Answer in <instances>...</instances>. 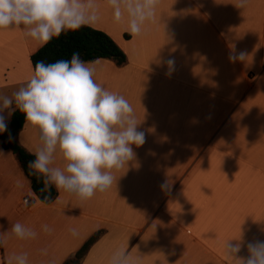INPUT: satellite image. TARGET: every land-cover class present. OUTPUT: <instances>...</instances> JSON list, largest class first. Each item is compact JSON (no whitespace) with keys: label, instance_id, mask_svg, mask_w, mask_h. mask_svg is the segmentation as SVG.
<instances>
[{"label":"crops","instance_id":"0c3cea01","mask_svg":"<svg viewBox=\"0 0 264 264\" xmlns=\"http://www.w3.org/2000/svg\"><path fill=\"white\" fill-rule=\"evenodd\" d=\"M238 2L161 0L134 36L126 17L97 0L91 27L127 61L96 60V80L130 102L145 143L107 191L86 201L61 191L43 204L0 140V233L18 221L38 233L9 236L0 264L21 253L29 264H110L122 248L134 264H240L227 241L242 229L239 256L247 242L264 241V0ZM41 48L19 29H0V95L26 84ZM242 52V61L229 58ZM17 140L31 154L39 146L26 126Z\"/></svg>","mask_w":264,"mask_h":264},{"label":"clouds","instance_id":"9594fccd","mask_svg":"<svg viewBox=\"0 0 264 264\" xmlns=\"http://www.w3.org/2000/svg\"><path fill=\"white\" fill-rule=\"evenodd\" d=\"M116 19L126 17L128 30L138 35L153 19L161 0H108ZM247 0L235 6L242 8ZM97 0H0V29H19L43 47L53 38L99 19ZM245 53L230 56L243 60ZM98 61H85L78 52L70 59L37 61L26 84L11 96L0 95V133L8 130L7 119L16 111L25 126L38 133L39 146L28 168L41 181L42 192H65L86 201L117 183L114 172L135 161L134 147L145 143V133L130 102L96 80ZM171 68L173 60H168ZM11 139V137H10ZM169 185H161L166 189ZM47 198V197H46ZM50 232L48 225H42ZM75 234V229L71 230ZM38 233L21 222L0 233V245L9 236L35 239ZM235 241V243H233ZM245 246L239 239L226 242V251L240 264H264V241L246 243L247 256H239ZM9 264H29L26 253L14 255ZM110 264H134L126 249H118Z\"/></svg>","mask_w":264,"mask_h":264},{"label":"trees","instance_id":"16d2710c","mask_svg":"<svg viewBox=\"0 0 264 264\" xmlns=\"http://www.w3.org/2000/svg\"><path fill=\"white\" fill-rule=\"evenodd\" d=\"M78 52L81 59L85 61H96L99 59H112L119 65H124L127 56L116 42L106 33L93 27H82L78 31H69L61 34L58 38H53L32 56L33 67L37 61L54 62L60 59H70L73 53ZM25 126L24 116L16 111L12 120L7 125L8 130L0 133V140L5 149L11 150L19 159L23 170L31 181L33 191L39 201L43 204H51L56 199L58 192L53 187L50 192H42L43 184L32 175L28 168L29 161L35 157L22 147L17 137ZM11 137V139H10ZM47 197V198H46ZM96 239H92L77 255L80 259L87 251L90 244Z\"/></svg>","mask_w":264,"mask_h":264},{"label":"built area","instance_id":"2783aa9c","mask_svg":"<svg viewBox=\"0 0 264 264\" xmlns=\"http://www.w3.org/2000/svg\"><path fill=\"white\" fill-rule=\"evenodd\" d=\"M25 203H28L29 202V200L28 199H25V201H24Z\"/></svg>","mask_w":264,"mask_h":264}]
</instances>
